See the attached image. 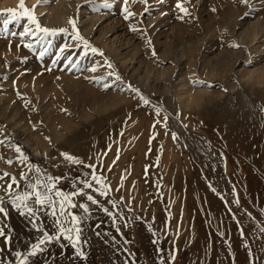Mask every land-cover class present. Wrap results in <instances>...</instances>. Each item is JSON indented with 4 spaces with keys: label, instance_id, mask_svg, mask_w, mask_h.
Returning a JSON list of instances; mask_svg holds the SVG:
<instances>
[{
    "label": "rangeland",
    "instance_id": "obj_1",
    "mask_svg": "<svg viewBox=\"0 0 264 264\" xmlns=\"http://www.w3.org/2000/svg\"><path fill=\"white\" fill-rule=\"evenodd\" d=\"M28 2L23 0V5L30 10L33 4ZM129 2L126 7L132 15L128 20L123 18V3L117 4V15L112 17L103 16L93 1L81 3L89 5L90 17L101 13L100 21L104 22L95 23L90 35L78 28L98 51L101 49L96 39L101 28L116 48L124 50L130 41L138 43L135 64L129 57V63L123 66L103 48V56L100 51L92 53L83 48V41L61 53L64 45L76 44L71 37L77 30L71 31L69 22L59 25L67 31L46 36L39 44L36 40L41 34L25 37V42L34 45L33 52L21 44L19 35H12L23 31L28 23L26 16L12 21L4 30L3 21L13 14L8 9H14L16 15L24 11L21 0L14 5L1 4L0 0V176L9 174L0 180V197L8 208L7 218L0 215V227L12 237L10 248H5L0 238V261L17 264L15 250L25 252L44 231H56L49 208L37 213L38 228H33L34 218L21 216L7 204L11 176L17 177L14 191H31L19 179L22 172L29 174L32 183L48 176L62 177L57 187L74 191L83 187L81 180H91L93 169L87 165L92 164L99 166L97 174L109 191L106 197L100 196L95 191L99 185L93 182L94 187L85 189V193L92 194L98 204L87 201L85 194L72 198L77 205H89L88 213L79 207L71 209L84 217L81 224L86 229L89 224L83 264H264V83L254 84L249 78L245 82L248 75L242 78L240 67L231 68L233 56L226 48L243 51V47L223 33L224 16L233 6L237 22H253L258 14L264 22V0H248L247 5L242 0ZM177 3L186 12H181ZM38 20L42 26L60 29ZM236 27L232 28L233 37L240 30ZM200 34L209 37L198 41L195 36ZM190 42L198 59L219 54V67L209 68L214 73L208 71L212 77L197 64L194 77L190 76L192 82L186 79L190 77L185 73L184 47ZM166 46L173 55L165 61L160 55ZM45 47L48 51L40 58L38 53ZM174 57L182 58L180 65ZM71 63L77 67L68 70ZM215 68L221 69L218 72ZM223 71L229 72L223 77ZM110 72L120 79L109 76ZM217 74L222 78H216ZM184 76L190 85L197 81L201 87L210 80L209 89L218 88L221 96L204 94L207 99L203 96L197 105H181L175 92ZM241 92H245L248 103ZM47 109L61 132L58 138H53L43 116ZM62 153L82 163L76 165ZM24 156L28 160L20 163ZM29 164L39 166L41 172L30 171ZM110 200L116 201L115 207ZM103 207L114 217L108 216ZM97 232L105 235L98 237ZM173 254L175 261L171 260Z\"/></svg>",
    "mask_w": 264,
    "mask_h": 264
},
{
    "label": "bare ground",
    "instance_id": "obj_2",
    "mask_svg": "<svg viewBox=\"0 0 264 264\" xmlns=\"http://www.w3.org/2000/svg\"><path fill=\"white\" fill-rule=\"evenodd\" d=\"M29 1V0H28ZM52 1V3H50ZM82 1L84 2L85 0H30V3L33 4L31 7L30 10H32V12H34L33 14L35 16H37L39 19H42V21L46 23H48L49 27H51V25L53 26H56L58 25V27H60L59 25H62L63 23L65 24L66 22H69V25L71 27V31L73 30H78L79 28V31L80 29L84 30L86 33H88L90 35L91 32L94 31V24L99 21V22H104V20H101L100 21V16H107V17H112L111 15H117L115 14V10L119 9L117 7V4L118 6L123 3L124 4V0H109V2L113 5L111 7H104V0H91V2L93 1L94 3H96L97 7L99 8V11H101L100 15L96 16V15H93V16H89L90 13H88L89 11V5H82L84 3H82ZM131 1V4H132V0H128V2ZM254 1V0H253ZM17 3V0H1V4H16ZM29 3V2H28ZM29 3V4H30ZM82 3V4H81ZM130 3V2H129ZM20 4V3H19ZM122 4V5H123ZM258 4V3H257ZM26 5V4H25ZM95 5V6H96ZM129 6V4H126ZM124 5V6H126ZM263 5V4H262ZM261 5V6H262ZM27 6V5H26ZM25 6V7H26ZM117 8H116V7ZM123 6V8H124ZM132 6H130L131 8ZM231 7V6H229ZM246 7V6H245ZM28 8V7H27ZM97 8V9H98ZM116 8V9H115ZM234 6L232 7V11L230 9L229 13L230 14H225L226 16L225 17V22L226 24L223 25L224 23L222 22V25L223 27L226 26L225 28V31L226 32H223L225 34H227V36L229 38H231L233 40V43L239 47H243L241 49L242 50H238V51H234L233 48H226V50L228 49V52L230 53V55L233 56V58H231L232 56H229L231 58V62H232V67L231 68H235V67H240L241 68V72H242V76L244 75H248L247 78L243 79L244 81L247 80L248 78L249 79H252L253 80V83L254 84H262L264 83V22L260 21L261 19V16L258 14L257 15V20L255 19V21L253 22H250L247 24H243V22L241 23L240 20L239 22H237V18L238 17V13L236 12L237 9H233ZM236 8V7H235ZM252 8V7H251ZM239 9V8H238ZM261 9V8H260ZM247 10V9H246ZM121 11V10H120ZM241 12V11H240ZM257 13V12H256ZM255 15V14H254ZM263 15V14H262ZM95 16V17H94ZM114 17V16H113ZM104 19V18H103ZM107 19V18H106ZM105 19V21H106ZM239 19V18H238ZM70 20H74L75 21V24H76V28H73L72 24L70 23ZM112 20V19H111ZM223 20V21H224ZM40 21V20H39ZM149 22V20H148ZM63 24V25H64ZM100 24V23H99ZM98 24V26H99ZM111 24V22H110ZM218 24V23H217ZM62 25V26H63ZM66 25V24H65ZM108 27L110 26L109 23L107 24ZM113 25V23H112ZM97 26V25H96ZM95 26V27H96ZM97 26V27H98ZM105 26V29H106V25ZM103 26V27H104ZM236 26H240V30L239 32L237 33V35H235V37H233V32H232V28L234 29ZM244 26V27H243ZM69 27V28H70ZM96 27V28H97ZM107 27V28H108ZM112 27V26H110ZM114 27V25H113ZM62 28V27H60ZM101 28V27H100ZM206 28V27H205ZM211 28V27H210ZM215 28V27H214ZM222 28V27H221ZM237 28V27H236ZM112 29V28H111ZM209 29V27H208ZM100 30V31H99ZM108 30V29H107ZM221 30V29H220ZM82 31V32H84ZM99 31V35H97V39L96 41L99 43L100 45V49L99 50L100 52L102 51V48L105 50L106 53H108L109 55H113V57L117 60V62L119 63H122V65L124 66L126 64V62L128 61L129 57L131 58V61L134 60V64H135V60L138 59L137 55L136 54H139V48H138V43H134L135 41H127V45H126V48H124V50L122 49H119V48H116L115 46H113L114 44H112L111 41H107V38L104 34V28L102 29H98ZM224 31V30H223ZM84 32V33H85ZM237 32V31H236ZM205 33H207L205 31ZM208 34V33H207ZM207 34H204V35H196L195 38H197L198 41L199 38H208L209 35ZM94 35V34H93ZM194 36V35H193ZM212 36V35H211ZM153 37V36H152ZM216 37V36H215ZM71 39V38H70ZM213 39V38H212ZM159 40V39H158ZM210 40V38H209ZM225 40V39H223ZM230 40V39H229ZM204 41V40H203ZM215 41V39H214ZM95 42V43H97ZM202 42V41H201ZM206 42V41H205ZM199 43V42H198ZM226 43V42H225ZM230 43V42H229ZM71 44V43H69ZM138 44V45H137ZM233 44V45H234ZM55 45V44H54ZM62 45V44H61ZM202 45V43H200V46ZM226 46V44H224ZM228 45V44H227ZM232 45V47H233ZM59 46V45H58ZM66 46V45H64ZM98 47V46H97ZM198 47V46H196ZM228 47V46H227ZM52 48V47H51ZM71 48V47H70ZM99 48V47H98ZM183 48V47H182ZM211 48V47H210ZM180 49V48H179ZM221 49V48H220ZM67 50V49H66ZM71 50V49H70ZM222 50V49H221ZM225 50V49H224ZM237 50V49H236ZM98 51V52H99ZM182 51V50H181ZM180 51V52H181ZM184 51L186 52V55L187 57L185 58L184 55H182L184 58L183 60L185 59V63H186V67H185V73H188V77H194L195 74H193V68L195 69V66L198 65H201L202 68H206V71H205V75L206 74H209L208 71H210L211 73L214 71L212 69L209 70V68H212V66H215L216 68L219 67V63L220 61L222 60H219L220 56L219 54H214L215 56H208V55H201L199 57V59L197 58V54L195 52V45L193 43H188L187 46L184 47ZM66 52V51H64ZM177 52V51H176ZM179 52V53H180ZM183 52V51H182ZM182 52L180 54H182ZM207 52V51H206ZM226 52V51H225ZM227 52V53H228ZM243 52V53H242ZM173 51L171 52V49L169 47L166 46V48L163 50V52L161 53L160 56H162V59H167L169 60L170 59V54H172ZM178 53V52H177ZM228 53V55H229ZM133 54V55H132ZM175 54V52H174ZM179 54V55H180ZM184 54V53H183ZM246 54V55H245ZM100 55V54H99ZM173 55V54H172ZM224 55V53L222 54ZM245 55V56H244ZM66 56V55H65ZM101 56V55H100ZM107 56V55H106ZM176 56V55H175ZM178 56V55H177ZM112 58V57H111ZM176 58V57H174ZM173 58V59H174ZM226 58V57H225ZM229 58V60H230ZM142 59V58H140ZM161 59V60H162ZM179 59L182 60V58L180 57ZM179 59H174V61L180 65L181 63V60ZM227 59H228V56H227ZM163 60V61H164ZM130 61V60H129ZM130 61V63H131ZM140 62V60H138ZM137 61V62H138ZM166 61V60H165ZM225 61V60H224ZM223 61V62H224ZM138 62V63H139ZM228 62V60L226 61ZM97 63V62H96ZM99 63V62H98ZM129 63V62H127ZM133 64V62H132ZM131 64V65H132ZM166 64V63H165ZM226 63H224L225 65ZM120 65V64H119ZM221 65H223V63H221ZM228 65V64H226ZM231 65V63H230ZM225 67V66H224ZM230 68V66H228ZM227 67V68H228ZM129 68V67H128ZM215 68V69H216ZM226 68V69H227ZM228 68V69H229ZM239 68V70H240ZM183 69V67H182ZM221 68H218V70H220ZM138 70V69H137ZM212 70V71H211ZM217 70V69H216ZM217 70V71H218ZM224 70V68H223ZM231 69H229L230 71ZM148 71V70H147ZM163 71V70H162ZM229 71H223L222 75L224 77V72L226 74V72H229ZM232 71V70H231ZM153 72V71H152ZM219 72V71H218ZM182 74H184L183 72H181ZM180 73V75H181ZM214 73V72H213ZM217 72H215L216 74ZM237 73V72H236ZM153 74V73H152ZM161 74V72H160ZM231 74V72H230ZM241 74V73H240ZM167 75V74H166ZM179 75V76H180ZM185 75V76H186ZM211 76V74H209ZM185 76L182 77V82L179 83V89L177 92H175V96L177 97V100L179 101V103L183 106H188L192 103H196L195 105H197V101L200 99L203 98L204 94L205 96L207 97V94H209L210 97H215V96H219L220 95V92H219V89H209V85L208 83H206V85H204L205 87H201L199 84H196L198 83L196 81V83L194 82L193 84H189V81L186 79H191L190 81L192 82L193 78H186L185 79ZM186 76V77H187ZM215 76V75H213ZM220 76L217 74L216 78ZM227 75H225V78H226ZM230 76V75H229ZM233 76V75H231ZM132 77V76H131ZM212 77V76H211ZM221 77V76H220ZM240 77V78H241ZM245 77V76H244ZM69 78V77H68ZM150 78V76H149ZM222 78V77H221ZM243 78V77H242ZM63 79H66V78H63ZM156 79V78H155ZM224 79V78H223ZM234 79V78H232ZM144 80V78H143ZM240 80V79H239ZM65 81V80H64ZM73 80H70V82H72ZM242 81V80H241ZM249 81V80H248ZM157 82V81H156ZM190 82V83H191ZM200 82V81H199ZM227 82V81H226ZM229 82V81H228ZM246 82V81H245ZM68 83V82H67ZM148 83V82H147ZM189 84V85H186V84ZM243 83V82H242ZM70 84V83H69ZM232 84V83H231ZM230 84V85H231ZM247 84V83H246ZM165 85V84H164ZM196 85V86H195ZM225 86L226 83L224 84ZM195 86V87H194ZM166 86H164V90ZM169 88V87H168ZM237 88V87H236ZM152 89V88H151ZM159 89V88H158ZM232 89V88H231ZM170 91V90H169ZM243 91V90H241ZM45 92V91H43ZM241 97L245 100L246 103H248V100H247V97L245 96V92H241ZM244 94V95H243ZM204 96V98H206ZM221 96V95H220ZM209 98V97H208ZM217 98V97H216ZM207 99V98H206ZM215 99V98H214ZM203 100V99H202ZM205 100V99H204ZM202 102V101H201ZM254 112V111H253ZM43 113V112H42ZM45 117V121L46 123H48V127H49V130L51 131V135L53 136V138L57 137L60 135V131H58L57 127H56V123L54 121V118L53 115L51 114L50 111H45L44 112V115ZM66 124V123H65ZM60 130V129H59ZM26 143H28V141L26 140L25 141ZM29 146V144H28ZM32 150L34 151V153L38 154V151L36 149V146H32ZM35 154V155H36Z\"/></svg>",
    "mask_w": 264,
    "mask_h": 264
},
{
    "label": "snow or ice",
    "instance_id": "obj_3",
    "mask_svg": "<svg viewBox=\"0 0 264 264\" xmlns=\"http://www.w3.org/2000/svg\"><path fill=\"white\" fill-rule=\"evenodd\" d=\"M91 0H85V3H90ZM128 0H124V4L126 5ZM243 3L246 5L248 4V0H242ZM112 4L109 2V0H104V7H111ZM177 8L180 9L181 12H186V9L182 7L180 3H177ZM21 8L24 9L23 0H21ZM123 11L126 13V15L123 17L125 20H128L129 17L132 15L131 12H129L128 8L125 6L123 8ZM215 11V9H213ZM9 13H13L9 16L8 19H5L3 21L4 30L7 31L8 25L12 21H19L23 16L27 17L28 23L25 24L23 31L19 33H12L13 36L19 35L21 38V44H23L24 47L31 49L33 52L36 51L34 45L31 42H25V37H35L38 34H41L39 39L36 40V43L39 44L41 40H43L46 36H54L58 33H63L67 31V29L60 28V29H50L48 27L42 26L38 18L33 14L31 10L24 9V11L20 15H16L14 9H8ZM183 19V16L180 17ZM70 23L72 24L73 28H76V24L74 20H70ZM132 31H137V29L133 28ZM73 41L76 42V44L73 45H66L65 48H61L60 52L63 53L66 48L69 47H76L79 46V42L83 41V48H88L92 53H97L98 49L95 47H92L89 42L79 34V31L77 30L76 33L71 37ZM49 44H51V41H48ZM17 47H20V45H17ZM48 49L42 48L38 56L42 58ZM86 54V53H85ZM101 56L104 54L102 52L99 53ZM153 55H155V52H153ZM26 60L27 57H24ZM53 64L56 63V61H52ZM108 63V66L111 67V64ZM76 63H71V67L68 70H71L72 68H76ZM46 71H52L51 68H46ZM95 71V68L92 69ZM115 75V79L119 80V75L115 73H109V76ZM59 79V77H58ZM105 88H110V85L105 84ZM131 88V85H129ZM133 92H138V89H132ZM143 99V97H141ZM144 103L147 104L148 101L144 100ZM173 137L175 138V134H173ZM17 152L21 151V148L17 147ZM107 151V150H106ZM63 156L66 157V159L72 161L74 164L79 165L82 163L80 159L74 158L68 153H62ZM28 160L27 156H24L22 160H20V163H25ZM9 163H12V161H9ZM30 171L34 170L36 173H40L41 169L39 166H34L29 164L28 165ZM90 169H93L91 172V180H81L80 183L83 185V187L76 188L74 191H65L63 189H60L57 187V182H59L62 177H52L48 176L46 180L39 179L36 180L35 183L31 182L30 176L28 173H21V176L19 179L25 181L26 186L31 189V191L23 190V191H14L13 190V184L17 182V177L11 176V183L7 185L6 192H7V204L11 206L12 209L16 210L21 216H26L29 218H34L32 220V227L38 228V224L35 222V218H37V213L39 211H42L45 207L49 208L50 211L48 214L53 216L55 218V226L56 231L52 234H50L48 231L43 232L42 238L38 240V242H35L31 244L30 248L27 249V253L24 254L19 250L14 251V255L17 258L23 257L19 260V264H28V261L31 257H38L39 254H42L45 252V245L50 244L52 242H59L61 237H63L64 240L68 241L69 245L75 250L76 256H78L81 260H84L87 258V254L85 251H83L81 248H79L80 243V236L83 231V229L79 226L81 221L84 219V217H81L77 213L71 211V209H75L79 207L83 210L84 213L89 212V205L86 203H80L77 205L75 202H73V197H77L81 194L86 195L87 201L91 202V204L96 205L99 203L97 199L94 198L92 194L85 193V189H92L94 187V183L99 185V187H96L95 191L99 193L100 196H107L109 191V186L105 183V180L101 178L100 175L97 174V170L99 168L98 165H87ZM111 169H109L110 171ZM5 176H9L8 173H5L3 176H0V180L4 179ZM73 186H75V181L73 182ZM34 199V202L32 198ZM121 200H123V197H121ZM239 201H237L238 203ZM109 203L115 207L116 201L110 200ZM102 210L110 217H114V213L109 211L107 207H103ZM59 213V214H58ZM0 215L7 218L8 217V208L5 206V199L3 197H0ZM61 217L64 218V220H61ZM74 226V232L75 235H71L73 229L72 228H65L64 224L69 222ZM136 219H139V217H136ZM120 229L117 228V232H119ZM105 235L104 233L97 232V236ZM223 235V233H221ZM0 238H3L4 240V246L5 248H10L11 246V233L7 232V230L4 227H0ZM175 254L171 256V260L175 261ZM0 264H12V261L10 260H4L0 261ZM128 264H132V261H129Z\"/></svg>",
    "mask_w": 264,
    "mask_h": 264
},
{
    "label": "crops",
    "instance_id": "obj_4",
    "mask_svg": "<svg viewBox=\"0 0 264 264\" xmlns=\"http://www.w3.org/2000/svg\"><path fill=\"white\" fill-rule=\"evenodd\" d=\"M78 210H81V209L79 208ZM81 211H83V210H81ZM79 226L83 229L81 236H80L79 248H81L84 251L85 250L84 243L86 241L87 234L90 231V229H89V224L87 226V229L81 223ZM64 227L65 228H72L73 231L70 234L73 236L75 235L74 226L70 223V220L68 223L64 224ZM54 232H49V233L52 234ZM42 236L39 237L33 243L38 242V240L40 238H42ZM44 247L46 249L45 252L42 254H39L38 257H31L28 261V264H54V263H58V264H83V260H81L78 256H76L75 250L69 245L68 241L63 239V237H61L59 242H52L50 244L45 245ZM28 248H30V247H28ZM27 249L25 250V252H22V253L26 254ZM22 258L23 257L18 258L17 264H19V260Z\"/></svg>",
    "mask_w": 264,
    "mask_h": 264
},
{
    "label": "built area",
    "instance_id": "obj_5",
    "mask_svg": "<svg viewBox=\"0 0 264 264\" xmlns=\"http://www.w3.org/2000/svg\"><path fill=\"white\" fill-rule=\"evenodd\" d=\"M54 264H58V263H54Z\"/></svg>",
    "mask_w": 264,
    "mask_h": 264
}]
</instances>
